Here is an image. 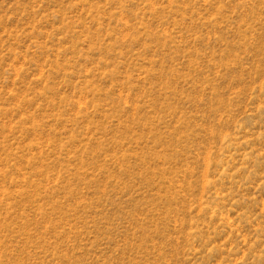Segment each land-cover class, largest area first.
Here are the masks:
<instances>
[{
    "label": "rangeland",
    "instance_id": "rangeland-1",
    "mask_svg": "<svg viewBox=\"0 0 264 264\" xmlns=\"http://www.w3.org/2000/svg\"><path fill=\"white\" fill-rule=\"evenodd\" d=\"M0 264H264V0H0Z\"/></svg>",
    "mask_w": 264,
    "mask_h": 264
}]
</instances>
